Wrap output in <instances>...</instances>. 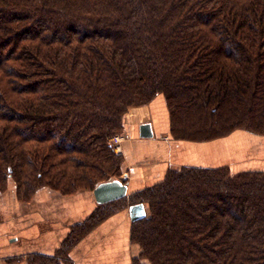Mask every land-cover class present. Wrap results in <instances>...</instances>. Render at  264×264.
<instances>
[{
	"label": "trees",
	"instance_id": "obj_1",
	"mask_svg": "<svg viewBox=\"0 0 264 264\" xmlns=\"http://www.w3.org/2000/svg\"><path fill=\"white\" fill-rule=\"evenodd\" d=\"M158 95L176 140L264 136V0H0V194L121 180L109 141ZM127 204L149 210L135 264H264V171L170 169L100 205L59 253Z\"/></svg>",
	"mask_w": 264,
	"mask_h": 264
},
{
	"label": "crops",
	"instance_id": "obj_2",
	"mask_svg": "<svg viewBox=\"0 0 264 264\" xmlns=\"http://www.w3.org/2000/svg\"><path fill=\"white\" fill-rule=\"evenodd\" d=\"M144 121L152 126V138L140 136ZM122 134L128 137L120 152L123 174H128L121 177L128 185L126 198L162 182L170 169L264 171V136L237 130L205 142L174 139L163 95L132 108L124 117ZM99 206L93 191L61 195L48 187L39 188L31 201H23L10 180L0 194V264H30L35 257L55 258L53 264H134L141 249L132 241L130 205L95 227L67 256L59 253L73 229Z\"/></svg>",
	"mask_w": 264,
	"mask_h": 264
},
{
	"label": "water",
	"instance_id": "obj_3",
	"mask_svg": "<svg viewBox=\"0 0 264 264\" xmlns=\"http://www.w3.org/2000/svg\"><path fill=\"white\" fill-rule=\"evenodd\" d=\"M140 136L142 138H152L154 136L151 124L144 121L140 126ZM93 193L97 203L103 205L126 198L128 196V185L122 180H112L99 184ZM130 215L133 222L144 219L147 216L146 206L144 204L131 206Z\"/></svg>",
	"mask_w": 264,
	"mask_h": 264
},
{
	"label": "built area",
	"instance_id": "obj_4",
	"mask_svg": "<svg viewBox=\"0 0 264 264\" xmlns=\"http://www.w3.org/2000/svg\"><path fill=\"white\" fill-rule=\"evenodd\" d=\"M128 139L127 135H124L122 133H119L115 136H113L110 139V144L113 147V150L117 153L120 154L121 152V144ZM128 178V174H124L123 179Z\"/></svg>",
	"mask_w": 264,
	"mask_h": 264
},
{
	"label": "rangeland",
	"instance_id": "obj_5",
	"mask_svg": "<svg viewBox=\"0 0 264 264\" xmlns=\"http://www.w3.org/2000/svg\"><path fill=\"white\" fill-rule=\"evenodd\" d=\"M254 152H256V151H254ZM255 154H256V153H255ZM248 156H249V154H248ZM249 157H250V156H249ZM122 177H124V174H122ZM7 188H8V187H7ZM1 194H2V193H1ZM33 198H34V197H33ZM33 198H32V199H33ZM32 199H31V200H32ZM31 200H30V201H31ZM126 207H128V204L126 205ZM146 212H147V215H148V214H149V210H148V208H146ZM138 257H139V256H138ZM63 263H64V264H68V263H66V262H63ZM134 264H135V262H134Z\"/></svg>",
	"mask_w": 264,
	"mask_h": 264
}]
</instances>
